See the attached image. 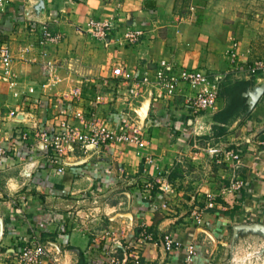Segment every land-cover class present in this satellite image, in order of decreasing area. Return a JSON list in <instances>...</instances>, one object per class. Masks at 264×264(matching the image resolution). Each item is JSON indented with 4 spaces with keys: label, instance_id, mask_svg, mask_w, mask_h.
Segmentation results:
<instances>
[{
    "label": "crops",
    "instance_id": "obj_1",
    "mask_svg": "<svg viewBox=\"0 0 264 264\" xmlns=\"http://www.w3.org/2000/svg\"><path fill=\"white\" fill-rule=\"evenodd\" d=\"M260 1L14 0L0 13V44H9L13 58L8 79L0 68V147L11 155L7 164L0 160V264H17L31 230L46 247L43 264H99L112 246L122 255L138 243L140 264H187L189 244L195 247L190 264L264 261V77L240 74L253 82L247 109L219 136H213L215 111L189 117L186 84L174 99H157L132 79L152 75L161 60L176 69L226 70L233 42L239 59L264 55ZM89 17H113L116 38L128 24L145 37L106 46L87 34ZM43 21L61 41L38 45L30 26ZM47 60L53 77L42 72ZM115 65L127 78L112 74ZM76 109L95 112L117 131L139 132L143 143L76 150L58 173L38 138L15 139L33 124L48 134L65 118L78 125L71 117ZM210 145L241 148L235 171L228 160L207 155ZM233 175L243 178V188L224 191ZM207 194L215 205L204 208L197 224L192 211L205 206ZM143 227L155 241L138 240ZM167 232L177 244L170 252L156 240Z\"/></svg>",
    "mask_w": 264,
    "mask_h": 264
},
{
    "label": "built area",
    "instance_id": "obj_2",
    "mask_svg": "<svg viewBox=\"0 0 264 264\" xmlns=\"http://www.w3.org/2000/svg\"><path fill=\"white\" fill-rule=\"evenodd\" d=\"M13 1L0 0V13L5 12L8 5ZM115 22L113 18L89 17L85 30L90 37L104 45L111 44L114 41H118L119 43L124 42L126 45H134L144 39L145 31L135 24L125 25L120 38H116L115 34L120 26L119 24H115ZM30 31L35 35L36 33L39 34L37 43L40 46L57 43L62 38L60 33L51 29L47 21L32 22ZM231 49L234 50L229 53L231 66L226 72L212 71L204 68L181 67L176 69L174 63L161 60L154 67L152 75L144 71L141 74L134 73L132 79L135 83L145 86L150 96L157 99H174L179 93V85L181 83L186 84L191 93L186 95L184 108L189 117L194 118L195 121L201 112H216L220 109L219 92L222 82L228 75L240 76V74H244L250 78L264 77V56L256 57L252 60H242L238 58L236 51L237 44L235 42L232 43ZM12 61L13 58L9 44L6 42L1 43L0 68L3 70L2 76L4 79H8L11 76ZM41 69L45 76L53 77L54 67L52 61L47 60L42 62ZM112 74L115 77L127 78V74L124 73L120 65L113 67ZM100 99L101 96L97 95L96 101ZM9 114L17 115L14 111H10ZM71 117L77 119L79 124L73 123L69 118L62 119L59 121L58 129L50 134L38 128L37 124H33L31 130H17L15 132V139L25 140L29 136L38 138L40 140V148L45 152L48 163L51 166H55L58 173L63 172L66 158L76 150L86 154L88 152H97L116 142H133L135 145L143 143L139 132L127 134L122 128L117 131L108 125L104 118L96 117L95 112L87 114L83 109H76ZM11 145L15 147L14 141H12ZM205 152L217 160L221 158L228 160L230 168L233 171H235L242 158V150L239 146L222 149L218 146L210 145L206 147ZM10 157L11 155L8 154L7 148L1 146L0 160L7 164ZM244 184L243 178L239 175H233L229 180L228 186L223 190L228 192L240 190ZM161 187V185L157 184L158 189H161ZM214 205L215 196L207 194L205 206L195 207L192 211L194 222L197 224L201 223L204 208H211ZM138 240L141 243L155 241L153 233L144 227L140 231ZM156 240L166 252H170L177 247L175 240L168 232ZM140 248L141 245L138 243L137 247L126 249L122 255H118L117 247L112 246L109 249V255L100 261L99 264H140ZM46 254L47 250L40 235L31 230L28 240L25 241L16 254V263L43 264L42 262ZM194 255L195 247L193 244H189L186 249L185 262L190 264ZM263 263L264 261L260 262V264Z\"/></svg>",
    "mask_w": 264,
    "mask_h": 264
},
{
    "label": "trees",
    "instance_id": "obj_3",
    "mask_svg": "<svg viewBox=\"0 0 264 264\" xmlns=\"http://www.w3.org/2000/svg\"><path fill=\"white\" fill-rule=\"evenodd\" d=\"M252 84L251 80L238 79L233 82L227 81L221 86L219 96L224 100V104L213 116V120L215 121L213 136L223 134L227 129L226 125L246 111L245 92H247Z\"/></svg>",
    "mask_w": 264,
    "mask_h": 264
},
{
    "label": "rangeland",
    "instance_id": "obj_4",
    "mask_svg": "<svg viewBox=\"0 0 264 264\" xmlns=\"http://www.w3.org/2000/svg\"><path fill=\"white\" fill-rule=\"evenodd\" d=\"M264 0H261L260 1V5L262 6V7H264V4L263 3H261V2H263ZM111 18V17H110ZM113 18V17H112ZM114 19V18H113ZM115 24H119V22H115ZM120 26V25H119ZM115 42V41H114ZM112 44V43H111ZM108 45H110V44H108ZM108 45H106V46H108ZM121 45H126L124 42L121 44ZM225 46H226V44H225ZM97 48H99V46H97ZM232 51H234V50H232V49H229L228 51H227V57H228V62H229V64H228V67H227V69L225 70H222V71H220V72H226L227 70H228V68H230V66H231V63H230V56H229V53H231ZM262 56H264V55H258L257 57H262ZM204 69H207V68H204ZM208 70H210V69H208ZM214 71V70H213ZM248 77V76H247ZM249 79H250V77H248ZM238 79H243V76H239V75H232V74H230V75H228L227 77H226V79L222 82V85H224L227 81H235V80H238ZM246 93L247 92H245V95H246ZM221 99V98H220Z\"/></svg>",
    "mask_w": 264,
    "mask_h": 264
}]
</instances>
